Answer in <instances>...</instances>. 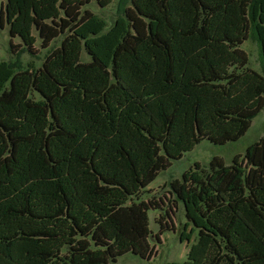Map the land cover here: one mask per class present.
<instances>
[{
	"label": "trees",
	"instance_id": "obj_1",
	"mask_svg": "<svg viewBox=\"0 0 264 264\" xmlns=\"http://www.w3.org/2000/svg\"><path fill=\"white\" fill-rule=\"evenodd\" d=\"M93 1L116 0L2 3L0 27L23 43L0 60V264L150 259L168 223L151 228L158 204L141 192L264 109V0H117L112 24ZM61 36L42 66L24 64ZM250 36L262 73L241 47ZM170 185L197 240L167 264H264V135Z\"/></svg>",
	"mask_w": 264,
	"mask_h": 264
},
{
	"label": "rangeland",
	"instance_id": "obj_2",
	"mask_svg": "<svg viewBox=\"0 0 264 264\" xmlns=\"http://www.w3.org/2000/svg\"><path fill=\"white\" fill-rule=\"evenodd\" d=\"M6 0H0V10L2 3ZM118 1L116 0L109 7L101 8L96 2H91L86 7L92 12L98 14L112 24L116 19L118 10ZM36 35L37 32L34 31ZM63 36L57 38L51 46L43 48L41 40L38 39L33 48V53L24 52L21 59L24 64L31 63L37 67L42 66L46 57L51 51L60 47ZM14 43L17 49L22 48V39L19 36L12 37L9 32V25L4 28L0 27V60H9L15 57L12 53L11 43ZM241 47L249 55V67L262 73L260 46L257 40L250 36L244 41ZM83 60L88 61L89 56L84 51ZM264 135V109L253 119L249 130L237 141H229L226 144H215L208 139L202 140L193 150L186 152L183 158L172 160L171 166L162 170L158 177L140 194V198L145 201L157 203V209L151 217V228L160 229V226L154 223L162 218L164 224L168 223V227L164 228L160 235L161 243L157 242L152 236L151 244L155 247L154 254L150 259H144L132 252L127 253L118 258L117 262L112 264H167L168 262H183L187 259L191 245L197 240V234L194 233L189 239H185L182 233H189L191 226L185 228L187 221L182 204L177 200L172 192L171 181L180 179L182 173L195 167L198 162L203 167H209L210 160L215 157H221L226 164H230L233 157L238 153H244L248 145L259 140ZM168 213V214H167ZM157 226V228H156ZM154 231V232H157Z\"/></svg>",
	"mask_w": 264,
	"mask_h": 264
}]
</instances>
